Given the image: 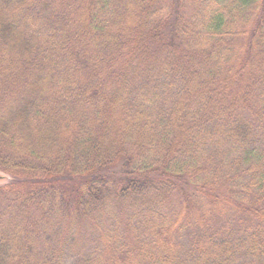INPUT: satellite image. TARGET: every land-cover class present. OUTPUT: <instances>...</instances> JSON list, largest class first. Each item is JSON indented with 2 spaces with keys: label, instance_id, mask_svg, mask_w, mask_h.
I'll list each match as a JSON object with an SVG mask.
<instances>
[{
  "label": "trees",
  "instance_id": "trees-1",
  "mask_svg": "<svg viewBox=\"0 0 264 264\" xmlns=\"http://www.w3.org/2000/svg\"><path fill=\"white\" fill-rule=\"evenodd\" d=\"M0 264H264V0H0Z\"/></svg>",
  "mask_w": 264,
  "mask_h": 264
},
{
  "label": "rangeland",
  "instance_id": "rangeland-1",
  "mask_svg": "<svg viewBox=\"0 0 264 264\" xmlns=\"http://www.w3.org/2000/svg\"><path fill=\"white\" fill-rule=\"evenodd\" d=\"M6 181H9V177L0 173V184Z\"/></svg>",
  "mask_w": 264,
  "mask_h": 264
}]
</instances>
